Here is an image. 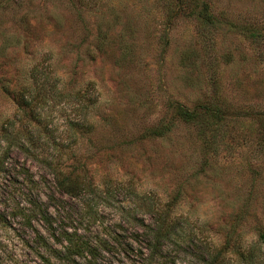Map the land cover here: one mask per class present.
<instances>
[{"label": "rangeland", "instance_id": "374dc122", "mask_svg": "<svg viewBox=\"0 0 264 264\" xmlns=\"http://www.w3.org/2000/svg\"><path fill=\"white\" fill-rule=\"evenodd\" d=\"M73 233L114 264H264V0H0V264H62Z\"/></svg>", "mask_w": 264, "mask_h": 264}, {"label": "trees", "instance_id": "16d2710c", "mask_svg": "<svg viewBox=\"0 0 264 264\" xmlns=\"http://www.w3.org/2000/svg\"><path fill=\"white\" fill-rule=\"evenodd\" d=\"M249 38L254 42L256 39L255 33L250 34ZM174 109L176 115L186 124H201L205 128H213L214 131L219 130L217 129L219 126L221 127L223 114L217 107L209 108L198 105L194 109H187L178 104ZM58 188L71 196H78L89 190V186L84 180L80 181L77 176L71 175L58 178ZM159 222L156 228H145L154 240L151 247V255L153 256L160 251L161 243L167 240L170 235L169 226L165 224V219H161ZM260 237L264 240V233ZM57 244L60 248L53 251L54 258L62 264H114L119 261L117 259L118 252L113 250L109 244L99 242L95 246L84 237L78 236L77 233L62 235L61 238L57 239ZM101 252L105 256H102ZM210 264L215 263L211 261Z\"/></svg>", "mask_w": 264, "mask_h": 264}]
</instances>
